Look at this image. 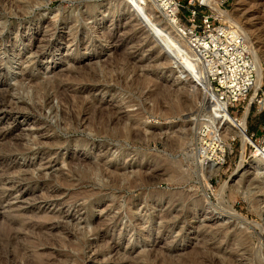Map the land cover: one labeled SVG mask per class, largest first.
I'll use <instances>...</instances> for the list:
<instances>
[{"label": "rangeland", "instance_id": "obj_1", "mask_svg": "<svg viewBox=\"0 0 264 264\" xmlns=\"http://www.w3.org/2000/svg\"><path fill=\"white\" fill-rule=\"evenodd\" d=\"M152 1L53 0L30 7L31 23L15 18L14 25H5L0 19V35H12L15 41L13 46L10 42L0 45V91L13 93L17 80L25 79L27 86L47 81L52 99L41 110L28 109L15 94L6 107L8 119L0 112V155H9L7 160L0 159V264L15 262L6 253L9 250L17 254L21 264L27 258H42L51 264H187L201 258L204 251L210 254L206 264H263L258 251L264 256V165L254 167L264 149V110L253 101L255 95L242 104L246 109H227L235 128L246 117L244 138L232 134L222 119L223 107L206 86L202 63L197 58L191 64L183 58L173 61L181 53L179 49L185 53L189 48L179 43L171 24ZM219 6L249 34L264 69V0H220ZM71 24H76L78 32L70 31ZM34 33L41 42L37 45L43 48L40 53L27 50L34 42ZM116 36L121 39L118 51L110 40ZM62 38L66 40L58 49L45 48L48 39L57 44ZM12 47L15 50L11 51ZM124 66L129 67L125 81H134L136 86L119 87L112 82ZM81 71L92 82L70 80ZM105 79L110 82L104 83ZM53 81L68 92L70 103L55 97V89L50 88ZM262 86L264 89V71ZM157 88H161L160 94L150 97ZM79 91L85 92L83 97L94 109L91 115L88 109L80 113L74 130L62 118V111L78 112L73 104ZM164 94L168 99L160 104ZM102 107L116 108L125 117L141 114L146 117L142 122L148 123L142 128L147 129V135L156 136L149 142H119L95 135L89 117L94 112L97 117L96 111ZM53 108L59 111L55 113ZM206 124L214 127L226 148L224 163L208 181L195 153L201 138L208 143L213 140L209 134L195 135V128L201 131ZM10 131L13 138L22 139L23 146L4 145L2 136ZM56 139L66 142L47 144ZM156 162L166 166L160 172L161 183L131 190L104 187L108 180L105 173L117 171L133 177L140 166L150 164L152 168ZM174 162L183 168L173 170ZM83 172L90 179L84 178ZM171 175L185 180L170 184L165 179ZM247 191L250 199L242 194ZM168 194L178 208H169ZM130 198L138 201L135 208H129ZM145 198L151 205L143 202ZM231 209L248 221L234 217ZM182 212L185 218L175 219V214ZM165 213L175 216L174 220L164 222L161 217ZM25 222L34 223V227L25 226ZM11 223L20 231L9 243L4 234ZM36 223H45L48 229L43 228L40 235Z\"/></svg>", "mask_w": 264, "mask_h": 264}, {"label": "bare ground", "instance_id": "obj_2", "mask_svg": "<svg viewBox=\"0 0 264 264\" xmlns=\"http://www.w3.org/2000/svg\"><path fill=\"white\" fill-rule=\"evenodd\" d=\"M47 1V3H51L53 0H45ZM44 0H0V19H4V24H13L15 23V18H23V19H31L30 16H29V12H30V7L34 4H41L43 2H45ZM204 1L215 13H217L223 20H226L227 22H230V24H232L234 26V29L235 30H232L230 35H231V40L233 43H235L237 46H242L244 48H247V50H250L253 54V58H254V61H255V66H256V70H257V82H256V85H255V92H254V95H256L258 89H260L261 87V79H262V74H263V67H262V64H261V59L260 57H258V55L254 52L253 50V42L251 41V37L249 36V34L246 32L245 29H243L240 25H239V22L238 20L231 14V13H228L227 11H225L224 9H222L220 6H219V2L220 0H202ZM147 2V0H146ZM153 4L155 5V7L157 9L160 10V12L163 14V16L169 21V23L171 24L172 28L174 29V32H175V36L178 38L179 40V43L180 44H184L186 47L189 48L188 52H185L183 53L184 51H182V49H179L181 50V53L178 54V56L173 60V61H178L180 58H183L184 60H187L188 64H191V62L196 59L199 60L201 63H202V66H203V69L206 73V69H205V61H204V57L208 54H212V55H221L222 54V46L223 44H220L218 40H222V38H216V39H213V44H210V42H207L205 41V39H198L196 40L195 39H192V36L189 35V33L185 30V27H184V24L180 21V20H176L175 22H172L170 19L167 18V16L164 14V12L162 11L159 3L157 2V0H153L152 1ZM15 8V10L13 9ZM91 8V7H90ZM90 11H93V8L90 9ZM4 16V17H3ZM63 18V17H62ZM65 18V17H64ZM164 18V19H165ZM67 18H65V23L66 22ZM61 21V20H60ZM63 21V20H62ZM167 22V21H166ZM30 23H31V20H30ZM29 23V24H30ZM18 24V23H17ZM28 24V25H29ZM52 24V23H51ZM89 24V23H88ZM50 25V24H49ZM11 26V25H10ZM16 26V25H15ZM20 26V25H19ZM17 27V26H16ZM238 27V28H237ZM18 28V27H17ZM70 28V31H73V33H76L78 32L77 30V26L76 24H71L69 26ZM181 28V30H180ZM13 29V28H12ZM52 31H54L56 28L54 27V25H51V28H50ZM50 30V31H51ZM56 31V30H55ZM19 32V30H18ZM20 33V32H19ZM2 34V32H1ZM78 34V33H77ZM155 34V33H154ZM119 37H113L111 38L110 37V40H111V43L114 44V49L115 50H119V42H121V39H118ZM31 39L34 40L33 44L30 46V47H27V50L31 51V52H34V53H40L42 52L43 48H41L40 46L37 45V43H41L39 40H38V36H37V33H34L32 36H31ZM66 40V38H62L57 44H53L52 42L49 41H46L45 42V48L47 49V47H56L58 49V47L62 44V42ZM39 41V42H38ZM44 41V40H43ZM6 42H10L13 46L15 45V41L12 39V35L11 36H8V35H0V45H3L4 43ZM123 42V41H122ZM45 49V50H46ZM49 49V48H48ZM10 50H15L14 47L10 48ZM226 50H230L229 48H226ZM187 51V50H185ZM214 51V52H212ZM24 52V51H23ZM17 53V52H16ZM119 53V52H118ZM13 54V53H12ZM15 54V53H14ZM13 54V55H14ZM19 54V53H18ZM193 54V56L191 55ZM174 56V55H173ZM131 57V56H130ZM4 58V57H3ZM18 58V57H16ZM206 58V57H205ZM208 61H210L209 58H206ZM0 61H3L1 58H0ZM131 61V60H129ZM195 61V63H196ZM9 62V61H8ZM15 62V61H14ZM13 62V63H14ZM84 63V62H83ZM174 63V62H173ZM18 64V63H17ZM130 64V63H129ZM200 64V63H199ZM86 65V62L84 64H82L83 68L84 66ZM194 65V64H193ZM81 66V65H80ZM16 67V65H15ZM19 67V66H18ZM78 68L81 69V67L77 66ZM127 67V66H126ZM125 66L120 69V73L118 74V77L117 79H113L112 82L116 85V86H119V87H124L126 86V84H129V85H134V81L133 82H127L125 81L126 78H127V75H128V72H129V67L126 68ZM95 68V67H93ZM195 68V67H194ZM77 69V68H76ZM88 70V69H87ZM80 71V70H79ZM17 72V71H16ZM20 73V72H19ZM76 73V72H75ZM78 76L74 77V78H70V80L72 82H76V83H81V80H85L86 83H88L89 81L92 82V80L89 78L87 79L86 76H83V75H86L85 72L84 74L82 75L81 73H83L82 71L81 72H78ZM109 74V73H108ZM75 75V74H73ZM105 75V74H104ZM124 75V76H122ZM106 76V75H105ZM117 76V75H116ZM206 76H207V73H206ZM22 77V76H21ZM26 77V76H25ZM24 77V78H25ZM61 77V76H60ZM107 79V78H106ZM105 79V80H106ZM138 79V78H137ZM207 79H208V82L206 83V86L208 87L209 91L212 93V95L214 96L213 92H214V87L209 79V77L207 76ZM23 80L25 79H22V80H17L18 83L16 84V86L14 87V92L11 93L10 91H0V112H3V115H4V118H7L9 117V114L6 112L8 108L7 107V104H8V100L10 98V96H16L18 95L20 97V100L22 99V103L24 104V106L28 107V109H39L41 110L42 107H46L49 105V103L51 102L50 99H51V95H50V91L48 90L49 88V83L46 81V82H34L32 85L30 84L29 86L25 85ZM99 80V79H98ZM111 80V79H110ZM138 81V80H137ZM94 82V81H93ZM97 82V80H96ZM107 82H110L108 80H106L104 83H107ZM127 82V83H126ZM50 88H54L55 89V97L57 98H60L61 97V101H64L65 104H68L71 102V99H70V96L68 94V92H66V90L64 88H62L60 86V83L59 82H56L53 81V83H50ZM139 84V83H138ZM90 85V84H89ZM136 86V85H134ZM140 87H142L141 85H139ZM9 89V88H8ZM84 89V88H83ZM158 90L156 92H150V97L153 96V95H156V94H160V90L161 88H157ZM5 90V89H4ZM140 90V89H139ZM169 90V89H168ZM129 91V90H127ZM141 91V90H140ZM7 92V93H6ZM162 92V91H161ZM83 91H79L78 92V98H76V95H75V99H77V101L73 104V106L75 107V110H78V112H74L72 109H70V111L68 112V110L66 111H62V118L63 119H67V122L69 123V125H71L73 127L74 130H76L79 126V122H80V119H79V115L82 111L88 109L89 113H90V110L92 109L93 106H90V103L91 102H88V100L86 98H84L83 96ZM149 97V96H148ZM158 97V96H157ZM162 97V98H161ZM161 100L162 101H158L160 104H165L166 102V99H168L166 97V95L164 94L163 96H161ZM216 97V96H215ZM17 98V97H16ZM74 98V97H73ZM14 99V97H13ZM148 99V98H147ZM12 100V99H11ZM36 100H39L40 101V104H38L36 102ZM52 100V99H51ZM160 100V99H159ZM218 101V100H217ZM10 102V101H9ZM63 102V103H64ZM73 102V101H72ZM178 102V101H177ZM175 102V103H177ZM14 105L13 103V100L11 102ZM21 103V104H22ZM31 103V104H30ZM219 105H221L223 107V114H222V119L224 121V123L228 126L227 128L230 130V132L232 134H239L241 137L244 138V136L246 135V117L244 116L242 119H241V123H240V127L239 128H235L231 123H230V120L228 118V114H227V109L229 110V105L225 102H221V101H218L217 102ZM20 104V103H19ZM92 104H94L92 102ZM91 104V105H92ZM10 105V104H9ZM18 105V103H17ZM23 106V105H22ZM163 106V105H161ZM19 107V106H18ZM18 107H16V110L18 109ZM91 107V108H90ZM165 108V106H163ZM167 108V107H166ZM165 108V109H166ZM20 110L22 109H25V108H20ZM18 109V110H19ZM54 109V108H53ZM66 109V108H65ZM74 109V108H73ZM94 109V108H93ZM92 109V110H93ZM10 110V109H9ZM15 110V111H16ZM55 110V113L58 112L59 110H57L56 108L54 109ZM64 110V108H63ZM120 110V109H119ZM152 110V109H151ZM150 109H146L147 112H150L151 111ZM25 111V110H23ZM169 111V110H167ZM12 112V111H11ZM87 112V111H86ZM92 112V111H91ZM94 112V111H93ZM97 112V117H95V112L92 114V116H90V122H89V125H90V128L91 130L95 133V135H102L104 136L107 140H112V139H118L119 142H122L123 140H128V141H137V140H144V141H150L153 139L154 136H156V133H153L155 134L154 136H152L151 134H148L147 135V129L146 131L144 130V128H142V125L144 124L145 126L146 123H147V120H146V123L145 122H142L143 118H146V117H142L141 114H138L136 115L135 117L131 118V117H125L124 115H121L120 112L118 111V109L116 108H109L107 109L106 107L103 109V107L101 108V111H100V108H99V111H96ZM170 112V111H169ZM91 115V113H90ZM145 115V114H143ZM87 117V116H86ZM166 117V116H165ZM61 118V119H62ZM64 120V121H65ZM88 120V119H87ZM84 121V120H83ZM63 122V121H62ZM66 122V123H67ZM148 124V123H147ZM201 124H204L203 122ZM200 125V124H199ZM12 126V125H11ZM68 126V125H66ZM199 127V126H198ZM58 128V127H57ZM89 128V129H90ZM149 128V126L147 127ZM197 128V127H196ZM195 128V135L198 136V134H202V135H211L213 137V140L211 143H208V142H204L203 141V138H201V142H200V147L199 149H197V151L195 152L197 157L196 159L198 158V166L200 165L201 167V172L204 176V178L206 179V181L209 180V178L216 174L218 172V170L221 168V165L224 163V156H225V152H226V148H225V145L221 144L219 142V138L215 135L216 130H214V127L210 124H206V126H204L203 128H201V131L200 129H196ZM183 129V128H182ZM16 130V129H15ZM71 130V129H70ZM146 133H144V131ZM224 130V129H223ZM227 131V130H226ZM190 132V130H189ZM17 133V132H16ZM229 133V132H228ZM230 133V134H231ZM12 134L13 132L10 131L8 133H5L4 132V135L2 136L4 139H6V142L4 145H10V146H15V147H18L20 148L22 145V139H20V137H17V138H13L12 137ZM163 134V133H162ZM16 135V134H15ZM22 135V134H21ZM228 135V134H227ZM166 136V134H165ZM229 136V135H228ZM238 136V135H236ZM15 137V136H14ZM181 137V136H180ZM223 137V136H222ZM23 138V136H22ZM169 138V136H168ZM188 138V135L186 137H182V141H185V139ZM227 138V137H226ZM105 139V140H106ZM166 139V138H165ZM13 140V141H12ZM3 141V140H2ZM117 141V140H116ZM1 142V141H0ZM24 142V141H23ZM66 141H60V140H52L50 142H47V144L49 146H55V145H63ZM84 142V141H83ZM175 142V141H174ZM85 143V142H84ZM105 145H106V141H104ZM145 143V142H144ZM172 143V142H171ZM3 144V142H2ZM43 145V143H41ZM3 145V146H4ZM50 148V147H49ZM11 150V149H10ZM263 154L261 153V155H259V157H257L258 161H256L255 163L257 164L254 168H257V169H260L262 168L261 166L264 165V149L262 150ZM22 154V153H21ZM195 155V156H196ZM9 158V155L7 154H2L0 155V159H8ZM165 162V161H164ZM150 164H145L144 166H140V170L139 172L134 175L133 177H130V175H119V173H117V171H114L112 172V174L110 173H105L106 177H107V182L105 183L104 182V187H107L108 189H121V188H124L126 190H131V189H135V188H144V187H149L150 185H155V184H158V183H161L162 180L164 179H161V174L160 172L164 170V167L165 164H162V162H156V164L151 168L149 166ZM152 166V165H151ZM183 165L179 162H174V163H171V167L173 168V170H176L178 172L179 169L183 168L182 167ZM169 168V167H168ZM167 168V169H168ZM93 169V168H92ZM97 169V168H96ZM6 170V169H5ZM88 171V170H87ZM98 171V170H97ZM149 171V172H148ZM151 171V172H150ZM250 171V170H249ZM96 172V171H94ZM92 173V172H91ZM99 172H96V173H93V174H96ZM103 173V172H102ZM1 174V173H0ZM83 176L84 178H89L90 177L88 176V173L87 172H83ZM104 176V174H103ZM97 178V177H96ZM165 178V177H164ZM92 179V178H91ZM166 181H168L170 184H181L185 178L183 176H178V175H171L169 176V178L165 179ZM67 181V180H66ZM155 181V182H154ZM124 182V183H123ZM208 184V182H207ZM206 184V185H207ZM156 191V190H155ZM154 191V192H155ZM158 192V191H157ZM162 193V192H161ZM160 191L158 192V195L161 194ZM151 194V193H150ZM242 194L244 195L245 198H249L250 199V196L248 191L247 192H242ZM153 195V193H152ZM164 195V194H163ZM166 195V194H165ZM169 195V194H168ZM173 195V194H171ZM176 195V194H175ZM179 195V194H178ZM180 196V195H179ZM157 197V196H155ZM170 198H167L169 199V201L167 202L170 206V207H174L176 206V203L177 201L176 200H173V196L171 197L169 195ZM148 198V197H147ZM154 197H149V199H152ZM159 198V197H158ZM175 198V197H174ZM183 198V197H182ZM181 198V200H182ZM156 199V198H155ZM162 199V198H161ZM153 200V199H152ZM179 200V199H178ZM150 202H152L151 200H149ZM183 201V200H182ZM138 202L136 201L135 199H131L130 198V206L129 208H135V203ZM143 202L146 204V205H151L150 203H147L148 202V199L146 201V198L143 200ZM159 203H161L162 201L158 200ZM177 207V206H176ZM180 207V206H179ZM119 209H121L120 207H118ZM178 208V207H177ZM181 209V208H180ZM134 210V209H133ZM125 211V210H124ZM179 211V210H178ZM167 212V211H165ZM171 212V211H170ZM173 212V211H172ZM181 212V211H180ZM231 214L236 217L237 219H240L243 220V221H248L247 218L241 216L239 213H237L234 209H231ZM121 213V212H120ZM119 213V215H121ZM124 213V212H123ZM131 214H133V211H130ZM176 215V218L175 216H173L172 214L169 215L168 213L165 215H163V218L164 222L165 221H172V219L174 220L175 219H183L185 218L186 216V213H183L182 214H175ZM20 218V217H19ZM170 218V219H169ZM41 219V218H40ZM50 219V218H49ZM30 220V219H29ZM112 220V219H111ZM153 220V219H152ZM152 222V221H151ZM103 223V222H102ZM163 223V222H162ZM167 223V222H166ZM245 223V222H244ZM25 226H30V227H34V223H29V222H25ZM54 224V223H52ZM51 224V225H52ZM113 224V223H111ZM116 224V222H115ZM106 225V224H105ZM109 226V225H108ZM36 227H37V230H39V234L41 235V231L43 228L45 229H48L47 228V225L45 223H36ZM102 227V226H101ZM107 227V226H106ZM170 227V226H169ZM26 228V227H25ZM28 229V228H27ZM224 229V228H223ZM20 230L17 229V227L15 226L14 223H11V224H8V226L6 227V231H5V234H4V240L5 242H9V243H12V241H14V239L16 238L17 235H19V232ZM44 231V230H43ZM95 231V229H94ZM38 232V231H37ZM97 232V231H96ZM34 233H35V230H34ZM33 233V234H34ZM97 234V233H95ZM54 237V236H53ZM50 239V238H49ZM48 239V240H49ZM17 241V240H16ZM36 241V240H35ZM38 241V240H37ZM61 241V240H60ZM20 242V241H19ZM17 242V243H19ZM21 245V244H19ZM22 248V247H21ZM20 249V248H19ZM12 250V249H11ZM204 250V249H203ZM211 251V250H210ZM203 252V251H202ZM6 253H8L9 255V258L10 259H13L15 262L13 264H21L18 260H17V254L15 252H12V251H7ZM203 254L201 256V258L199 257L198 260H192L191 263H188L187 264H206L205 263V258H208L207 256L210 257V254L209 252L204 251V253H201ZM213 255H215L214 253H212ZM211 254V255H212ZM217 254V252H216ZM197 255V254H196ZM224 255V254H223ZM20 256V255H19ZM195 256V255H194ZM217 256V255H216ZM228 257V255H226ZM230 256V255H229ZM232 257V256H231ZM258 257L259 259L262 260V263L264 264V256L262 255V252L261 251H258ZM165 259V257H163ZM173 258V257H172ZM162 259V258H161ZM168 259V258H167ZM192 259V258H191ZM233 259V258H232ZM231 258H228V261L231 263L233 262ZM25 260V259H24ZM50 261V260H49ZM159 261V260H158ZM163 261H167V260H163ZM162 262V261H161ZM156 263V262H155ZM160 263V262H159ZM185 263V262H184ZM11 264V262H10ZM25 264H51V262L49 263L48 261H45L44 259H40L39 261L37 260H30L29 258H27L25 260ZM164 264V263H163ZM169 264H171L169 262ZM216 264V263H215Z\"/></svg>", "mask_w": 264, "mask_h": 264}, {"label": "built area", "instance_id": "obj_3", "mask_svg": "<svg viewBox=\"0 0 264 264\" xmlns=\"http://www.w3.org/2000/svg\"><path fill=\"white\" fill-rule=\"evenodd\" d=\"M157 2L168 19L172 22L180 20L184 24L185 30L192 39H205L213 44V39L222 38L218 40L223 44L222 54L206 55L205 57L210 61L204 57L205 69L214 87L213 94L215 93L216 100L227 103L231 112L234 109L239 111L242 104L254 95L257 70L252 52L232 42L230 33L235 30L234 26L223 20L202 0L186 2L157 0ZM200 8L207 10L202 12ZM253 101L264 110L263 86L258 89ZM242 107L246 109L245 106Z\"/></svg>", "mask_w": 264, "mask_h": 264}]
</instances>
